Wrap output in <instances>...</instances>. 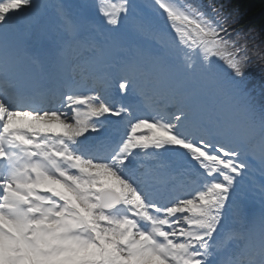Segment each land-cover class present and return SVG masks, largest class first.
Wrapping results in <instances>:
<instances>
[{"label":"snow or ice","instance_id":"6c2138e0","mask_svg":"<svg viewBox=\"0 0 264 264\" xmlns=\"http://www.w3.org/2000/svg\"><path fill=\"white\" fill-rule=\"evenodd\" d=\"M208 6L0 0V264H264V53Z\"/></svg>","mask_w":264,"mask_h":264},{"label":"trees","instance_id":"16d2710c","mask_svg":"<svg viewBox=\"0 0 264 264\" xmlns=\"http://www.w3.org/2000/svg\"><path fill=\"white\" fill-rule=\"evenodd\" d=\"M235 8L253 20V25L260 30L264 41V0H231Z\"/></svg>","mask_w":264,"mask_h":264}]
</instances>
